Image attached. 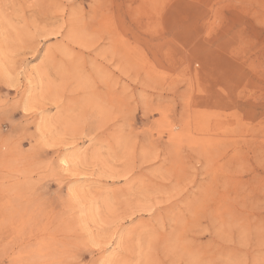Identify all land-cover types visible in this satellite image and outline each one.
Wrapping results in <instances>:
<instances>
[{
	"label": "rangeland",
	"instance_id": "rangeland-1",
	"mask_svg": "<svg viewBox=\"0 0 264 264\" xmlns=\"http://www.w3.org/2000/svg\"><path fill=\"white\" fill-rule=\"evenodd\" d=\"M0 264H264V0H0Z\"/></svg>",
	"mask_w": 264,
	"mask_h": 264
},
{
	"label": "bare ground",
	"instance_id": "bare-ground-1",
	"mask_svg": "<svg viewBox=\"0 0 264 264\" xmlns=\"http://www.w3.org/2000/svg\"><path fill=\"white\" fill-rule=\"evenodd\" d=\"M17 21V20H16ZM60 47V46H59ZM52 49V48H51ZM140 65V64H139ZM28 99V98H27ZM65 158V157H64ZM64 158H62V160H63V164H68V162H67V160L66 159H64Z\"/></svg>",
	"mask_w": 264,
	"mask_h": 264
}]
</instances>
